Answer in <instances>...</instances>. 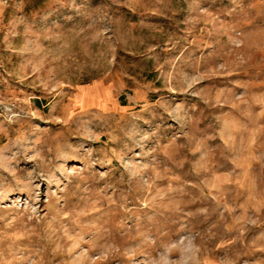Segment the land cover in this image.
Returning <instances> with one entry per match:
<instances>
[{
    "label": "rangeland",
    "instance_id": "374dc122",
    "mask_svg": "<svg viewBox=\"0 0 264 264\" xmlns=\"http://www.w3.org/2000/svg\"><path fill=\"white\" fill-rule=\"evenodd\" d=\"M184 236L264 264V0H0V264Z\"/></svg>",
    "mask_w": 264,
    "mask_h": 264
},
{
    "label": "clouds",
    "instance_id": "9594fccd",
    "mask_svg": "<svg viewBox=\"0 0 264 264\" xmlns=\"http://www.w3.org/2000/svg\"><path fill=\"white\" fill-rule=\"evenodd\" d=\"M179 243L184 245L182 253L185 255V258L180 261V264H200L199 245L196 243L195 238L184 236ZM175 246V244L171 245V247Z\"/></svg>",
    "mask_w": 264,
    "mask_h": 264
}]
</instances>
